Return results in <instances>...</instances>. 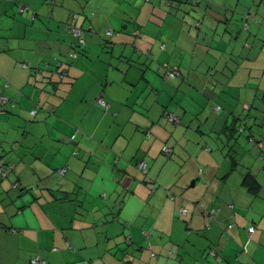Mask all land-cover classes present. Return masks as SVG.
<instances>
[{
    "label": "crops",
    "instance_id": "1",
    "mask_svg": "<svg viewBox=\"0 0 264 264\" xmlns=\"http://www.w3.org/2000/svg\"><path fill=\"white\" fill-rule=\"evenodd\" d=\"M0 155V264H264V0H0Z\"/></svg>",
    "mask_w": 264,
    "mask_h": 264
},
{
    "label": "built area",
    "instance_id": "2",
    "mask_svg": "<svg viewBox=\"0 0 264 264\" xmlns=\"http://www.w3.org/2000/svg\"><path fill=\"white\" fill-rule=\"evenodd\" d=\"M23 9V8H22ZM73 30H74V33L77 35V37H79V41L81 42V43H84V39L82 38V29L80 28V27H77V26H74L73 27ZM136 32H138V30H136ZM108 34H112V30H109L108 32H107ZM162 69H165L166 71V74L167 75H169V76H175V75H180V71H179V69L178 68H176V67H171V66H169V64H167V63H164L163 65H162ZM6 97H3V101L4 102H6ZM99 102L100 103H102V104H105V105H107V102L103 99V98H100L99 99ZM33 113H36V110H33ZM167 118L170 120V121H179L180 120V116L179 115H177L176 113H168L167 114ZM251 140H253V139H251ZM170 148H169V146H167V145H165L164 147H163V151L164 152H166V153H168L169 154V152H170ZM145 165H146V163H140L139 164V166L140 167H145ZM13 167V165H11V166H8V168L7 167H5L4 165H2V163H1V166H0V173L3 175V176H6L7 174H8V171H9V169L10 168H12ZM63 171H64V169H63ZM181 213L182 214H187L188 213V208H185V207H182L181 208ZM255 229V227L254 226H252L249 230L250 231H253ZM31 262L33 263V264H45L46 263V260L45 259H43V258H41V257H39V256H36V257H34L32 260H31Z\"/></svg>",
    "mask_w": 264,
    "mask_h": 264
},
{
    "label": "trees",
    "instance_id": "3",
    "mask_svg": "<svg viewBox=\"0 0 264 264\" xmlns=\"http://www.w3.org/2000/svg\"><path fill=\"white\" fill-rule=\"evenodd\" d=\"M245 26H248V22L245 23ZM83 46H84V43H81L79 41V37H77V41L74 43V50L69 53V56L72 57V58H76L79 55V53L82 51ZM64 63H65V61H63V60L61 61V59L58 62H56V69H57L56 70V74H58V76H59V80L58 81L63 80L66 76H68L69 69L63 65ZM38 107L39 106H37L36 108H33L31 110V113L33 115L37 114V112L39 110ZM33 110H36V113H33ZM172 122H177V121H172ZM172 151L173 150L171 149L170 152H169V155L172 153ZM1 163H2V165H4L7 168H8V166H11V165L14 166V164L10 163V162L7 163L8 164L7 166H6L5 161H2ZM0 166H1V164H0ZM0 176L1 177H7L8 174L6 176H3L0 173ZM244 182L248 185L249 189L251 191L255 192V193H257V192H259L261 190V184H260L258 178L252 172H248L246 174Z\"/></svg>",
    "mask_w": 264,
    "mask_h": 264
},
{
    "label": "rangeland",
    "instance_id": "4",
    "mask_svg": "<svg viewBox=\"0 0 264 264\" xmlns=\"http://www.w3.org/2000/svg\"><path fill=\"white\" fill-rule=\"evenodd\" d=\"M237 135H239V134H237ZM256 136H257V134H255ZM247 138V137H246ZM233 145H235L236 146V143H234ZM244 146L246 147V148H250L251 146H248V145H246V142L244 143Z\"/></svg>",
    "mask_w": 264,
    "mask_h": 264
}]
</instances>
